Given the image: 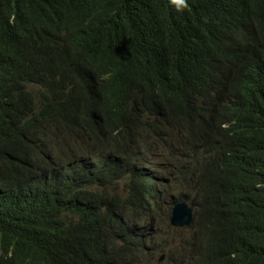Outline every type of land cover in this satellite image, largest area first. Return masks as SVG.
I'll list each match as a JSON object with an SVG mask.
<instances>
[{
	"label": "trees",
	"instance_id": "obj_1",
	"mask_svg": "<svg viewBox=\"0 0 264 264\" xmlns=\"http://www.w3.org/2000/svg\"><path fill=\"white\" fill-rule=\"evenodd\" d=\"M171 186L166 264H264V0H0V264H152Z\"/></svg>",
	"mask_w": 264,
	"mask_h": 264
},
{
	"label": "rangeland",
	"instance_id": "obj_2",
	"mask_svg": "<svg viewBox=\"0 0 264 264\" xmlns=\"http://www.w3.org/2000/svg\"><path fill=\"white\" fill-rule=\"evenodd\" d=\"M200 101H202V99H200ZM166 129L167 130L164 131L163 136L159 138L148 139V131L145 127H143L140 131L137 141H135L134 145L131 146V151L129 152L130 158L132 160H137V161L152 160L151 166H154V164L156 163L154 158L168 146L173 136V133H174V129L172 127H167ZM148 145H151L155 149L153 155L148 154L145 151V147ZM138 146L142 148L141 153H138L137 151ZM58 152H61V148L59 149ZM145 166L148 167L147 162ZM140 168L146 170L145 168H142V167ZM166 171L167 169L158 165V166H154L150 173H151V176H155V175H162L163 173H166ZM170 181L172 182V179H170ZM119 187L121 189L123 185L120 184ZM174 189H175L174 186H171L169 190L167 191L163 205L161 207V212L163 213L158 219V221L153 225L154 230L158 228V233L160 234L163 233L165 230L164 225L161 222V218H165L166 214L168 212H171L170 207L177 199H179V197L173 193ZM176 231L178 232H172L168 239H163V240L158 241L157 247H165V248H163L161 252H157L155 254V259L153 260L152 264H166L165 262L166 257L169 254H178L181 250V245L183 241L187 239L188 237L189 238L191 237V232L190 231L187 232L188 229L176 230ZM166 236L167 235H165V237ZM162 255H165L164 259L163 261L159 262V258Z\"/></svg>",
	"mask_w": 264,
	"mask_h": 264
},
{
	"label": "clouds",
	"instance_id": "obj_3",
	"mask_svg": "<svg viewBox=\"0 0 264 264\" xmlns=\"http://www.w3.org/2000/svg\"><path fill=\"white\" fill-rule=\"evenodd\" d=\"M146 116V119H150V117H149V114H146L145 115ZM143 122L146 124V125H144V127L147 129V131H148V139H153L154 137V132H155V127L154 128H152V123H151V121H147V120H143ZM143 128V126L142 127H140L139 129H138V133H137V130H136V132H135V134L134 135H136L137 136V138H138V136H139V134H140V131H141V129ZM160 137V135L158 136V138ZM80 141L79 142H81L82 144H83V146H84V151H86V152H88V151H93V149H94V146H95V143L91 140V139H84V140H81V139H79ZM137 141V140H136ZM71 146H73V148H72V150L73 151H78V149H79V147H78V144L77 143H74V144H72ZM150 147V145H148V146H146L145 147V150L146 149H148ZM52 149H53V154L54 155H56V154H58V151H59V145H58V143H57V141L56 140H53L52 141ZM116 152V151H115ZM130 156H129V154H128V156H127V158H129ZM151 161L152 160H148V161H146L147 162V165H148V167L152 170V168H153V166H151ZM140 168V167H139ZM149 169V172H151V170ZM120 186V184H116V185H114L113 187H119ZM122 198H124L125 197V192H119L118 193ZM176 203H180V202H175L174 204H176ZM181 203H186V204H188L187 202H181ZM173 204V205H174ZM173 205H172V208H173ZM188 206H189V204H188ZM192 209V213H193V221H194V210H193V208H191ZM171 211H172V209H171ZM170 216H171V213H170ZM169 224H170V218H169ZM193 224V223H192ZM113 226H115V222H111V223H109L108 225H107V230H113ZM170 226L172 227V225L170 224ZM192 226V225H191ZM190 226V227H191ZM189 227V228H190ZM173 229H174V227H172ZM189 228H185V229H189ZM184 229V230H185ZM174 230H181V229H174ZM162 256H165V255H162ZM161 256V257H162ZM161 257L159 258V260L161 259ZM163 261V260H162ZM159 262H161V261H159Z\"/></svg>",
	"mask_w": 264,
	"mask_h": 264
},
{
	"label": "water",
	"instance_id": "obj_4",
	"mask_svg": "<svg viewBox=\"0 0 264 264\" xmlns=\"http://www.w3.org/2000/svg\"><path fill=\"white\" fill-rule=\"evenodd\" d=\"M193 223L192 209L186 203H176L173 205L170 224L174 229L189 228ZM164 256L159 261H162Z\"/></svg>",
	"mask_w": 264,
	"mask_h": 264
},
{
	"label": "bare ground",
	"instance_id": "obj_5",
	"mask_svg": "<svg viewBox=\"0 0 264 264\" xmlns=\"http://www.w3.org/2000/svg\"><path fill=\"white\" fill-rule=\"evenodd\" d=\"M102 155V154H101ZM96 157V156H95ZM102 162V161H101ZM104 162V161H103ZM68 169V168H67ZM100 172V171H99ZM62 173V172H61ZM66 173V172H65ZM66 177V176H65ZM60 178V177H59ZM47 182V181H46ZM53 182V181H52ZM50 183V182H49ZM48 185V184H47ZM41 188V187H40ZM148 191V190H147ZM44 192V191H43ZM190 208H192L190 205H189ZM185 229V228H184ZM184 229H181V230H184Z\"/></svg>",
	"mask_w": 264,
	"mask_h": 264
}]
</instances>
